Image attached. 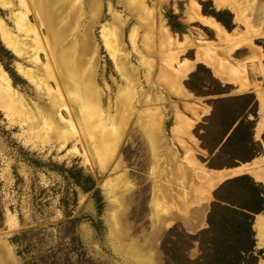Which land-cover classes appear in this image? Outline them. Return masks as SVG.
<instances>
[{
	"label": "rangeland",
	"instance_id": "rangeland-1",
	"mask_svg": "<svg viewBox=\"0 0 264 264\" xmlns=\"http://www.w3.org/2000/svg\"><path fill=\"white\" fill-rule=\"evenodd\" d=\"M60 1L54 10L49 9L60 10L56 26L78 17L76 33L71 32L65 43L77 42L86 31L91 38L75 88L81 90L85 80H90L101 108L113 115L110 123L116 125V133L105 128L108 134L113 132L112 138L101 140L104 144L97 141L93 149L90 139L84 143L74 134L79 127L76 132L68 129L62 121L70 119L67 109L74 112L77 106L65 99L67 109L52 105L43 85L50 86L55 95L58 85L46 77L44 65L57 74L59 61L51 56L58 46L51 52L50 36L34 8L35 0L26 3L27 18L41 42L37 50L11 21V13L23 11L19 1L9 0L11 7L0 4V19L22 46L17 55L0 39V69L23 107L52 116L27 126L0 96V264H135L130 257L133 251L152 258V264H177L166 255L167 249L195 258L197 243L189 240L186 248L175 234L193 235L206 227L215 181H219V171L229 169L209 167V163L228 160L211 157L197 138L203 130L198 125L210 111L208 99L241 93L254 96V135L262 142L261 151L236 165L264 160V0ZM137 1L143 8L139 9ZM216 12L230 28L213 16ZM212 24L220 25L227 39L218 37ZM115 37L118 45L110 52L104 42H113ZM117 62L130 70L134 84L125 80ZM196 65L201 67L189 79ZM22 69L31 70L34 80L26 79ZM210 76L228 84V92L196 94L212 85ZM104 124L109 122L105 119ZM57 126L58 136L53 135ZM92 126L86 133L94 131L96 139L102 137L103 122ZM144 129L164 140L156 159ZM173 166L178 173L175 184L170 173ZM262 175L259 182L264 185ZM183 193L191 199L178 210L174 203ZM199 213L201 224L194 218ZM258 215L264 213L254 215V224ZM170 228H174L172 235ZM252 229L255 248H263L264 243L257 244L254 225ZM262 230L264 237V222ZM262 263L264 251L256 262Z\"/></svg>",
	"mask_w": 264,
	"mask_h": 264
},
{
	"label": "trees",
	"instance_id": "trees-1",
	"mask_svg": "<svg viewBox=\"0 0 264 264\" xmlns=\"http://www.w3.org/2000/svg\"><path fill=\"white\" fill-rule=\"evenodd\" d=\"M218 14L216 12L213 16L225 28H230ZM199 67L201 65H196L195 70L188 75L189 79ZM210 79L212 85L196 94L219 95L228 92V84H222L212 76ZM185 85L193 92L197 91L187 82ZM208 103L210 111L202 118L204 123L198 125L203 130L197 138L206 152L212 154L211 157L224 156L228 160L224 164L209 163V167L236 166L237 163L249 161L261 151L260 143L252 140L257 102L251 93L217 96L208 99ZM212 197L205 217L206 227L193 235L175 234L186 248L191 245V241H195L198 255L188 258L176 255L174 249H167L166 255L169 254L170 260L173 259L177 264H256L264 247H254L252 226L254 215L264 212V185L247 174L236 175L220 182L212 190ZM173 230L170 228L168 231L170 235Z\"/></svg>",
	"mask_w": 264,
	"mask_h": 264
},
{
	"label": "bare ground",
	"instance_id": "bare-ground-1",
	"mask_svg": "<svg viewBox=\"0 0 264 264\" xmlns=\"http://www.w3.org/2000/svg\"><path fill=\"white\" fill-rule=\"evenodd\" d=\"M18 1H19L18 2L19 5L21 6L20 8H22L23 11L22 12H18V13H11L12 14L11 21H12V23L15 25V27L17 29L16 32L22 33L24 37H28V39L32 42V45L34 46V49L37 50L38 48H41V42L39 40L38 33L36 32L35 28L33 27V24H31L29 22L28 18H27V15H28L27 13H28V8H29V6L26 3L27 0H18ZM59 1L60 0H35L34 8L36 9V12L39 14L38 16L39 17L41 16V21L43 20L42 22L44 23L45 28L47 30L48 38L50 36V38H49V43L50 44L49 45H50V47L52 46V48H53V49H51V52H52V50H54V48L56 46H58L56 48V53L53 54V56H51V59L53 61L54 60H58L59 61V67H58L57 74L53 73V70H51V68L48 67L47 64L44 65V72H45L46 77L48 79H52V81H54L55 84L58 85V88L56 87L57 88L56 92L55 91L53 92L55 95L50 93V92H52L51 91L52 89L49 88L50 86H47L46 84H43V85L45 86V89H46L47 93L49 94V97L51 99L50 102H51L52 105H56V106H59V107L62 106L65 109L67 103L64 102V99L69 101V102L70 101L71 102L74 101V103L77 106L76 111L74 110V112H71L69 109H67L68 108L67 107L66 109L69 111L68 115L70 116V119L63 120L62 122H64L66 124V126L68 127L69 130L72 129L73 131H75V130H77L76 128L79 127V131L77 133H74V134H79V136H81V139L83 140L84 143L86 141V138L90 139L93 149H95V148L97 149L98 145L96 146V142L97 141H101V140L107 142V140H109L108 138H112L111 136H112L113 132L116 133V131L114 129L115 128L114 126H116V125L110 123L111 120L113 119V117H112L113 115H110L111 113L109 114V112L107 111V108H104V109L101 108V104H100V101H99V96L97 94L98 92H96L95 89H92L93 85H91V84L89 85V83H91L90 80H85V82L82 84V86H80L81 90H79V88H75V84H76L78 78H80L79 77V73H81V71L83 69L82 63H85L84 62L85 61V57L84 56L87 53V51L91 48V44H90V40H89L90 37L88 36L89 34L86 31V33L83 34L81 36V38H78L77 42L75 40V42H70V43H67V44L65 43V38L71 32H75L76 33V29L78 27L77 26V22H78L77 18L78 17H74L75 19L74 20L72 19V21H70L66 25L64 24L65 26L63 25L61 27H58V24L56 26V22H58V19H59V16H60V12H59L60 10L59 11L55 10L53 12H51L50 10L51 9L54 10L56 5L59 4L58 3ZM63 1L61 0L60 2H63ZM0 4L2 5V7L3 6L4 7L5 6H7V7L10 6L11 7V3L9 2V0H0ZM137 4L139 5L138 6L139 9L143 8L141 2H138ZM63 7H66V5H64ZM139 9H137V10H139ZM46 10H49L50 12L48 11L49 13H47ZM200 17H202V16H200ZM207 21L208 20H206V23H208ZM208 24H210V22ZM161 26H163V25H161ZM210 27H213V30H215V33H216V35L218 37L220 36L223 39L227 37L226 32L223 30V28L220 25L212 24V26H210ZM105 30L103 28V31H105ZM160 30L163 33H167V30L164 27H162ZM115 32H116V29H114V34H115ZM118 32L119 31H117V33ZM117 33H116V36H117ZM133 34H132V37L130 38L132 43H133ZM106 38L107 37H105V39ZM0 39H1L2 43H3V45L7 49L11 50V52H13L14 54H17V55L21 54V52H22L21 47L22 46L20 44H18L17 37H15L14 33H11L10 29L7 28V26L5 25V23L3 22L2 19H0ZM118 40L119 39L117 37H115L113 42H108V41L104 42L106 44V47L108 48V50L110 52L114 51L112 49V46L114 47L116 45L114 48L117 47ZM134 43H136V42H134ZM76 45L78 46V49L76 48ZM47 48H48V46H47ZM115 51H116V49H115ZM38 52H39V50H38ZM45 57H46V55H45ZM142 61H144V58H142ZM116 65H117V69L119 70V72L122 75L125 76V78H126L125 80H127L128 83L132 84L133 81L131 80V78H133V77L130 74L131 73L130 70H128L127 68L125 70L124 67L122 66V64H119L118 62L116 63ZM20 71L22 72V75L26 79L34 80L32 74L30 73L31 70L30 71H28V70L25 71L24 69H22ZM87 79H89V78H87ZM91 81H93V80L91 79ZM135 81H136V79H135ZM81 83H82V81H81ZM133 84H134V82H133ZM79 85H80V83H79ZM77 86H78V84H77ZM0 96L4 100V102L7 103V105L10 108L16 109V111H18L22 115V118H23L22 121L27 126H30V125L33 126V124H35V126H36V124L39 123L40 121L45 122L48 118L52 119V116L48 115L49 113L46 114V112H43L41 110H34V112L31 113V112L28 111V109L23 107L22 101L20 100V98L15 93V90H13V88L10 86L9 79H8L6 73L2 69H0ZM4 105H6V104H4ZM122 105H123V103H122ZM128 110L130 111V109H128ZM124 111H126V110H124ZM72 118L74 120H72ZM105 119H106V121L109 122V125L112 124L111 127H109V125L107 126V125L104 124V120ZM59 120H61V119H59ZM52 121L54 122V119ZM102 122H103V126H104V129H103L104 133L102 131V137L100 136V137H98L99 139H96L92 135L94 133V131H92V134H91V132L90 133H86L87 131L89 132L90 130L93 129L92 125L97 126L98 124H100ZM54 123H55V125L57 124V122H54ZM96 123H97V125H96ZM54 128L53 129L55 131H53V135L58 136L59 134H61V132L59 131L58 126L54 127ZM105 128L107 130L111 128V129H113V132H110L108 134L107 130ZM117 128L118 127H116V129ZM30 129H34V128L30 127ZM145 129L143 130V132H145V135L147 136V138H149V144H150V148H151V152H152L151 156H153L154 159H156V157L158 155H161L159 153V150L163 147L162 144H163L164 140H162L161 138L157 137L156 136L157 133L152 134L151 132L149 133ZM97 130L98 129H96V131ZM62 132H64V131H62ZM102 143L104 144V142H102ZM85 145L86 144H84L83 146H85ZM171 157H170V159L175 160L174 157H172V158ZM155 164H156V162H155ZM262 165L264 166V160H258L257 159V160L252 161L249 164L241 165V166H239L238 168H236V169H234L232 171H229V170L228 171H226V170L220 171L218 180L222 181L223 179H225V178H227L229 176L238 175V174H241V173H248V174H251L252 176H254L257 180L262 181L263 180V175L262 174H264V167H262ZM175 168H176V166H173V168L170 170V173L172 174V181L173 182L177 181V176H178L177 175L178 173H174L175 171H173V170H175ZM219 181L218 182L215 181V183H219ZM175 182H174V184H175ZM179 183H177V184H179ZM210 186H212V185L210 184ZM167 190H169V188H167L165 186L164 191L166 192ZM106 194L108 195V193H106ZM175 195H177V194H175ZM173 197H175V196H173ZM189 199H191V197L189 195H187L186 193H183L181 196L179 194L178 198H176V200H175L176 202L174 203L175 204L174 206L178 210L181 209V208L184 209L187 206V204L189 202ZM201 216L202 215H200V213L198 214V216H196V215L194 216L195 221H197L196 223H199V224L202 223L203 219H202ZM263 221H264V217L258 215L256 224H255V229L257 231L256 238H257V244L258 245H261V244L264 243L263 230H262ZM191 224L194 225V223H191ZM136 249H137V247H136ZM129 251H131V250H129ZM130 257L133 258V261L135 262V264H152V258L147 257L145 255H137L136 251L135 252L133 251L132 255ZM8 263H9V261H8Z\"/></svg>",
	"mask_w": 264,
	"mask_h": 264
},
{
	"label": "crops",
	"instance_id": "crops-1",
	"mask_svg": "<svg viewBox=\"0 0 264 264\" xmlns=\"http://www.w3.org/2000/svg\"><path fill=\"white\" fill-rule=\"evenodd\" d=\"M208 114H209V113H208ZM255 122H256V121H255ZM255 122H254V125H253V128H252V140L259 142L260 140L258 141V140L255 138V135H254ZM223 139H224V138H223ZM259 143H260V145L262 144L261 141H260ZM255 157H256V156H255ZM253 158H254V157H253ZM251 159H252V158H251ZM251 159H250V160H251ZM250 160H249V161H250ZM246 162H247V161H246ZM241 163H245V162H241ZM241 163H240V164H241ZM236 166H237V165H236ZM240 166H241V165H240ZM232 167H233V168H231V167H227V168H229V169H225V170H226V171H228V170H229V171H232V170L238 168L239 166H237V167L232 166ZM220 169H222V168H220ZM222 171H223V170H222ZM219 172H220V171H219ZM241 174H247L248 176L250 175L252 178L255 179V180H254V179H253V180L256 181V182H259V181H260V180H257V179H256L254 176H252L251 174H248V173H241ZM241 174H238V175H241ZM233 176H236V175H233ZM233 176H229V177H227V178H230V177H233ZM227 178H225V179H227ZM223 180H224V179H223ZM223 180H222V181H223ZM222 181H220V182H222ZM220 182H219V183H220ZM219 183H218V184H219ZM260 183H261V182H260ZM218 184H217V185H218ZM261 184H262V183H261ZM217 185H216V186H217ZM259 213H264V212H259ZM255 215H256V214H255ZM259 216H263V217H264V215H259ZM257 218H258V216H257ZM257 218H256V221H257ZM256 221H255V224H256ZM263 222H264V221H263ZM255 224H254V226H255ZM252 230H254V229H252ZM253 233H254V232H253ZM254 244H255V239H254ZM254 247H256V245H254Z\"/></svg>",
	"mask_w": 264,
	"mask_h": 264
}]
</instances>
